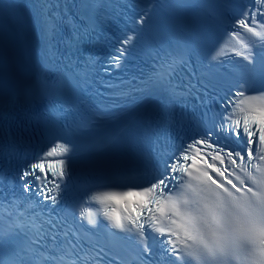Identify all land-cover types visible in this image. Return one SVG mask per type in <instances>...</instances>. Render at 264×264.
I'll list each match as a JSON object with an SVG mask.
<instances>
[{
  "label": "snow or ice",
  "instance_id": "1",
  "mask_svg": "<svg viewBox=\"0 0 264 264\" xmlns=\"http://www.w3.org/2000/svg\"><path fill=\"white\" fill-rule=\"evenodd\" d=\"M0 264H264V0H0Z\"/></svg>",
  "mask_w": 264,
  "mask_h": 264
},
{
  "label": "clouds",
  "instance_id": "2",
  "mask_svg": "<svg viewBox=\"0 0 264 264\" xmlns=\"http://www.w3.org/2000/svg\"><path fill=\"white\" fill-rule=\"evenodd\" d=\"M193 211H197L196 209H193Z\"/></svg>",
  "mask_w": 264,
  "mask_h": 264
}]
</instances>
